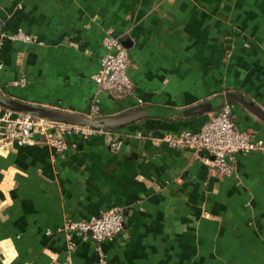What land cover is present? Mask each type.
I'll list each match as a JSON object with an SVG mask.
<instances>
[{
  "label": "crops",
  "instance_id": "crops-1",
  "mask_svg": "<svg viewBox=\"0 0 264 264\" xmlns=\"http://www.w3.org/2000/svg\"><path fill=\"white\" fill-rule=\"evenodd\" d=\"M17 30L34 41L0 40V107L121 143L0 147V264H264V155L237 154L214 176L207 152L156 141L225 103L264 140V119L239 100L264 113V0H0V33ZM107 35L129 58L131 96L118 100L91 80ZM111 206L124 215L113 239L71 249L56 232Z\"/></svg>",
  "mask_w": 264,
  "mask_h": 264
},
{
  "label": "built area",
  "instance_id": "built-area-1",
  "mask_svg": "<svg viewBox=\"0 0 264 264\" xmlns=\"http://www.w3.org/2000/svg\"><path fill=\"white\" fill-rule=\"evenodd\" d=\"M8 39L20 42H33L32 36L19 30L11 34L0 33V40ZM103 52L98 57V68L91 76L95 86L107 91L109 97L118 100L131 96L132 82L126 75L129 58L120 40L107 35L101 39ZM23 85V79L13 82ZM140 102L139 99H136ZM98 111L96 101L88 106L89 119ZM94 135H102L108 141V148L116 151L121 143L120 135L102 128H95L88 123L67 124L33 116L25 112H15L0 107V147L5 149L11 145L44 144L54 151H63L69 141L88 140ZM156 141L174 149L205 151L209 157L203 161L210 166L212 175L229 174L237 154L258 152L264 155V140L255 132L238 128L232 117V107L225 103L213 114L209 115L197 131L184 129L177 133L166 132L156 137ZM123 210L111 206L99 214L86 219H70L58 227L56 232L63 236L67 248L75 246L74 240L90 238L97 246L113 239L123 227Z\"/></svg>",
  "mask_w": 264,
  "mask_h": 264
},
{
  "label": "water",
  "instance_id": "water-1",
  "mask_svg": "<svg viewBox=\"0 0 264 264\" xmlns=\"http://www.w3.org/2000/svg\"><path fill=\"white\" fill-rule=\"evenodd\" d=\"M233 99H235V98L233 97ZM239 100H240L241 103H243L247 108L251 109L253 112H255L256 114L260 115L261 118L264 119V113H263L260 109L255 108L252 104H250V103H246V102H244V101L241 100V99H239ZM205 108H206L205 105H198V106H196V107L190 109L189 111H190V112H201V111H204Z\"/></svg>",
  "mask_w": 264,
  "mask_h": 264
}]
</instances>
